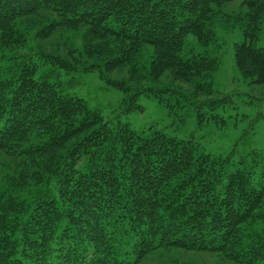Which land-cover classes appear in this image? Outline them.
<instances>
[{
  "label": "trees",
  "instance_id": "1",
  "mask_svg": "<svg viewBox=\"0 0 264 264\" xmlns=\"http://www.w3.org/2000/svg\"><path fill=\"white\" fill-rule=\"evenodd\" d=\"M235 1L236 65L264 84V0H0V264H138L170 249L264 264L259 153L236 162L111 123L42 70H97L125 93V113L145 95L173 116L195 107L202 125V109L224 102L211 98L219 58L186 53L185 39L214 41L215 9ZM66 30L83 31L81 50L27 53L30 35ZM122 68L128 80L109 78Z\"/></svg>",
  "mask_w": 264,
  "mask_h": 264
},
{
  "label": "rangeland",
  "instance_id": "2",
  "mask_svg": "<svg viewBox=\"0 0 264 264\" xmlns=\"http://www.w3.org/2000/svg\"><path fill=\"white\" fill-rule=\"evenodd\" d=\"M240 5L241 1H235L222 7V11L215 9L214 41L203 45L193 35L185 39L186 53L208 52L212 57L219 58L218 70L212 77L214 92L211 98L224 99V102L215 110L202 109L208 117L202 125L198 122V110L195 107L186 106L178 110V116H173L167 107L145 95H141L138 101L143 111L125 113L122 108L125 93L110 85L97 70L66 72L51 65H44L42 70H53L56 75L53 80L62 82L63 93L83 98L106 121H120L137 132H149L153 128L178 140H192L202 152L212 156L225 157L235 151L233 158L236 162L241 157L252 159L255 157L254 152H257L261 160L260 167H264V84H256L245 78L235 60V45L244 42L241 26L235 20L242 9ZM82 32L66 30L48 40L37 39L32 34L27 43V53L37 61L41 55L67 57L72 49L83 48ZM257 46L264 49V21ZM128 77V68L109 74L110 79L116 80H128ZM182 87L190 93L193 90L189 85ZM138 264L235 263L214 253L170 249L149 255Z\"/></svg>",
  "mask_w": 264,
  "mask_h": 264
}]
</instances>
